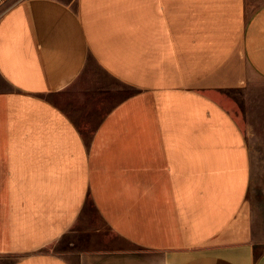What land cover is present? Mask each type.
<instances>
[{
  "label": "crops",
  "instance_id": "1",
  "mask_svg": "<svg viewBox=\"0 0 264 264\" xmlns=\"http://www.w3.org/2000/svg\"><path fill=\"white\" fill-rule=\"evenodd\" d=\"M251 72L264 0H5L0 264H264L248 147L216 98ZM100 236L115 246L76 243Z\"/></svg>",
  "mask_w": 264,
  "mask_h": 264
},
{
  "label": "rangeland",
  "instance_id": "2",
  "mask_svg": "<svg viewBox=\"0 0 264 264\" xmlns=\"http://www.w3.org/2000/svg\"><path fill=\"white\" fill-rule=\"evenodd\" d=\"M12 4L20 0H9ZM66 3H71L74 0H63ZM91 77H88L83 82L91 85L94 84V69L89 72ZM103 89H111L119 91V85L113 84L108 76H102ZM249 83L239 88L223 90L216 96L221 101L224 108L237 121L240 130H242L246 146L249 151L250 168V188L248 197V206L252 211L253 227H254V241L259 244L260 249H264V80L251 72L249 75ZM2 86V85H1ZM79 91H75L78 93ZM129 91L122 92H106L99 93L101 97L95 98V90L91 91L94 95L97 104L111 105L117 102L123 96L127 95ZM131 94H135L134 87L131 89ZM82 97H86L82 96ZM91 97V96H90ZM74 113V112H73ZM97 227H100L98 215H94ZM103 231V230H102ZM104 237H96L90 242L87 239L79 238L77 244L79 247H94L101 248L103 244L107 247L115 246L110 241L105 242ZM72 236L59 244V253L71 259V252L74 246H71ZM58 250V248H54Z\"/></svg>",
  "mask_w": 264,
  "mask_h": 264
},
{
  "label": "built area",
  "instance_id": "3",
  "mask_svg": "<svg viewBox=\"0 0 264 264\" xmlns=\"http://www.w3.org/2000/svg\"><path fill=\"white\" fill-rule=\"evenodd\" d=\"M3 2H5V0H0V4H2Z\"/></svg>",
  "mask_w": 264,
  "mask_h": 264
}]
</instances>
